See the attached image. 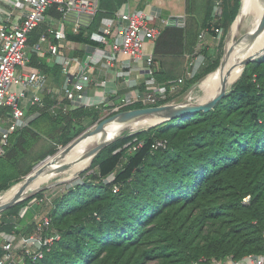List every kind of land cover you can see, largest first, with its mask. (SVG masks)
Wrapping results in <instances>:
<instances>
[{
  "label": "trees",
  "instance_id": "1",
  "mask_svg": "<svg viewBox=\"0 0 264 264\" xmlns=\"http://www.w3.org/2000/svg\"><path fill=\"white\" fill-rule=\"evenodd\" d=\"M210 2L202 28L213 19L214 2ZM230 2L223 0V12L215 26L225 27L236 19L242 0ZM49 12L57 18L63 16L55 6L46 14ZM98 15L97 12L92 23L77 32L68 23L67 38L80 44H96L91 35ZM47 25L43 21L29 33L30 46L39 40ZM211 31L216 33L215 29ZM183 50V28H164L157 37L156 54L178 55ZM30 63L51 77L60 70L57 64L47 63L32 51ZM213 63L212 66L208 61L195 77L220 65L221 58ZM155 75L160 82L169 83L163 71L155 70ZM191 81L186 83V90L197 82ZM203 99L195 96L192 101ZM51 103L48 97L44 106L30 105L28 112L50 115L61 145L82 135L91 124H107L145 107L139 102L124 104L100 119L103 107L71 106L67 112L52 114ZM27 129L28 126L11 134L6 153L0 155V165L5 161L12 166L22 164L21 157L28 152L24 150ZM134 136L144 143L129 153L125 143ZM157 138L167 139L168 146L153 149L152 142ZM6 169L9 167L0 169L3 178L9 173ZM11 177L0 179V193L11 186ZM79 178L47 206L51 226L46 234L56 230L60 238L45 250L43 257H26L25 264H194L202 257L241 258L261 252L264 53L244 66L237 81L211 109L165 119L135 132L124 131L94 157ZM44 191L45 188L36 195ZM248 195L249 201L244 202ZM30 200L31 197L24 198L4 209L3 227L9 221L12 226L16 216L24 220L20 210ZM35 222L26 227L27 232L33 230Z\"/></svg>",
  "mask_w": 264,
  "mask_h": 264
},
{
  "label": "built area",
  "instance_id": "2",
  "mask_svg": "<svg viewBox=\"0 0 264 264\" xmlns=\"http://www.w3.org/2000/svg\"><path fill=\"white\" fill-rule=\"evenodd\" d=\"M12 10L0 22V155L6 153L12 133L29 126L35 114H29L30 105L44 106L46 99L52 100L50 112H67L71 106L84 108L103 107L115 110L124 104L142 103L144 106H157L173 102L189 80H192L199 66L190 62L183 76L175 82H160L155 75L154 55L145 53L147 42L157 39L162 29L153 22V15L143 9L117 11L113 17H105L99 32L91 38L96 44L83 43L80 47L91 51V57L82 67V56L73 53L79 48L74 40L66 35V14L80 15L73 22L74 31L81 26H89L100 6V0H9ZM55 6L63 16L56 23H49L39 40L30 46L29 33L45 20L47 10ZM223 12V0H214L213 19L210 25L201 28L196 52H199L206 36L215 29L216 35L223 34V27L215 26ZM17 18V19H16ZM162 22L170 20L162 18ZM50 36L54 39L51 40ZM31 51L39 55L48 54L54 64L60 67L65 78L60 85L51 84L47 72L30 67ZM144 61L142 65L140 62ZM107 65L116 76L114 81L124 82L128 91L119 94L116 88H109L111 79L94 76L101 63ZM82 70L81 74L79 72ZM95 85L103 91L100 98L90 93ZM144 143L135 137L126 143L128 152H134ZM168 140L157 138L152 148H166ZM117 189V188H116ZM55 195L43 193L35 196L38 206L51 203ZM32 199V198H31ZM250 195L244 198L248 202ZM30 205V203H29ZM23 214V213H22ZM21 213L20 215L23 216ZM31 232L18 230L17 224L10 231L3 227V215L0 212V264H25L26 257L38 259L45 250L51 248L60 234L55 230L46 234L51 226V216L44 208L37 213ZM45 233V234H44ZM42 235V236H41ZM204 264H264V245L259 253H248L241 258L202 257ZM199 261L194 262L198 264Z\"/></svg>",
  "mask_w": 264,
  "mask_h": 264
},
{
  "label": "rangeland",
  "instance_id": "3",
  "mask_svg": "<svg viewBox=\"0 0 264 264\" xmlns=\"http://www.w3.org/2000/svg\"><path fill=\"white\" fill-rule=\"evenodd\" d=\"M230 1H231L230 3H232V0ZM242 2L244 3V0H242ZM243 3L240 4L239 11L241 10ZM239 11L236 16V19H238V16L240 14ZM236 19L232 23L230 22L225 27H223V34L220 37L215 35L212 39H210V42L208 45L211 47L205 53V57L203 59L201 67H199L200 68L199 70L207 66L208 61H211L212 66H213L214 64L213 62H215L218 57L221 58L220 65H216L214 67L211 66L209 69H206V71L202 73L200 78L194 77L192 81L193 82L197 81V82H195L194 85L190 89L186 90L185 89L186 84H185L181 92L173 98L174 99L173 102H179V103L194 102L192 100L195 96H199L201 98L204 97V99L201 101H205L210 97V95L213 93L217 85V77L215 75H217V73L219 72L221 67H223V65L224 66L228 65L229 58L234 51L233 47L238 41H241L245 36H247L246 34L249 33L248 31H250L251 25L253 23V10L249 9L247 14L244 16V19H242L241 23L237 26L238 29L236 30L235 33H233L234 25L237 22ZM232 38L234 41L232 40ZM253 52H254V49L252 48L249 49L247 46H244L243 53H242L243 55L240 58V60H242L243 58H246L248 55L252 54ZM240 75L237 78L233 79L231 81V84L228 85L226 89L229 86H231L235 81H237ZM111 111H112L111 108H106L105 110L102 111L99 118L100 119L103 118ZM157 118L158 119L161 118V119L158 120ZM170 118H173V117H169L165 115L158 116L156 118H153L150 123H144L142 125H139V127L132 129V131L133 132L138 131L140 130V127L152 125L157 122L163 121L165 119H170ZM35 119H37V121L35 124H33L32 121ZM104 128H105V125H101L100 122H96L94 124L89 125L82 135L78 136L77 138L72 140L67 145H61L60 143L59 144L57 143V136L55 135L56 129L52 127V121H51L50 115H42V116L33 118L30 121L28 129L26 131V141L24 144L25 146L24 150L28 152L25 153L23 157H21L22 164H16L12 166L8 162L5 161L1 163L0 165V169L9 167V169H6V170H9V173L6 176H9V175L12 176L11 186L4 192L0 193V201L3 200L6 196H8L10 193H12L17 187L19 189L20 188L19 186H21L22 182L26 180L30 174L36 172L39 168L44 166L49 161L55 162L57 164L63 162L60 157H62V155H65V154L67 155V153H69L68 151L71 150L75 144L88 138V136L90 137L92 135H95V133L97 134V132L99 131L102 132ZM135 137L137 136H134L131 140L127 141L126 143L134 140ZM19 156H20V153L16 157H14L12 161H14ZM91 164L92 163H90L85 169L89 168ZM78 171L79 173H77ZM82 171L83 170H75L71 167L58 170L57 173L53 174L48 180L42 183V185H46L44 192L47 193L48 195L54 194L55 196L57 194L58 195L61 194L62 192L66 190V188H68V185L75 184L77 179H80L79 174ZM6 176L4 178L0 176V179L3 180L6 178ZM47 206L48 205L41 207V210H43L44 208L48 210ZM15 218H16L15 221L12 222V226L10 225L11 222L9 221L4 224V228L12 229L14 225L17 224L19 228L18 230L20 231L25 230V232H27L26 227L29 226L31 222H34L33 218L27 219V220L26 218L24 220H21L22 218L19 216H16ZM153 263H155V261H151V264Z\"/></svg>",
  "mask_w": 264,
  "mask_h": 264
},
{
  "label": "crops",
  "instance_id": "4",
  "mask_svg": "<svg viewBox=\"0 0 264 264\" xmlns=\"http://www.w3.org/2000/svg\"><path fill=\"white\" fill-rule=\"evenodd\" d=\"M210 1L214 0H100V6L98 10V17L95 19L93 30L94 32H99L105 17H113L117 11H134L138 9H143L146 12L153 15V22L161 26L163 30L167 26H179L183 28V45L184 50L182 54H156L157 39L149 41L145 45V53L154 55V68L155 70L163 71L165 76H167V82H175L179 77L183 76L186 66L192 62L195 66L201 67L205 53L211 46H209L210 39H212L216 34L209 33L205 40L202 49L196 52V46L199 41V32L202 28V23L204 21L208 6H210ZM12 10L9 0H0V22H2ZM80 15L76 13H68L63 18L66 23L73 24L77 17ZM162 18H167L170 20L169 23L162 22ZM17 19V18H16ZM61 18L55 17L52 13H47L45 17V22L47 24L56 23ZM76 50L73 51L75 54L84 56L85 50L80 47V43H77ZM82 52V53H79ZM39 55V54H38ZM49 64L55 65L48 54L39 55ZM142 65L144 61L140 62ZM30 67L35 69H40V67L30 63ZM51 84L58 86L64 80L65 76L59 70L57 73L52 75V77L47 73ZM97 79L107 77L111 79L109 83V88H116L119 94H124L128 91L124 82L119 80V83L114 81L116 78L112 70L107 69V65L103 62L99 65L94 75ZM188 82V81H187ZM186 82V83H187ZM185 83V84H186ZM90 93L95 98H100L103 95V91L93 85L90 88ZM40 114L35 113L33 118L38 117ZM41 210V206H38L36 214H31V210L27 209L23 212V217L27 219H37V213ZM5 229V228H4ZM10 231L11 229H5Z\"/></svg>",
  "mask_w": 264,
  "mask_h": 264
},
{
  "label": "water",
  "instance_id": "5",
  "mask_svg": "<svg viewBox=\"0 0 264 264\" xmlns=\"http://www.w3.org/2000/svg\"><path fill=\"white\" fill-rule=\"evenodd\" d=\"M242 4V3H241ZM261 19V29L264 31V0H262V10L260 14ZM264 53V47L260 51L253 52L252 54L248 55L246 58H243L242 60H239L235 63L230 64L226 71L223 74V84L213 96L208 98L205 101L202 102H171V103H165L157 106H145L144 108L140 110H136L130 113H126L114 120H112L113 123L110 124L107 123H100L101 125H105L104 132L102 136L93 144L90 146H87L84 151L75 159L71 161H64L58 164V170L68 168L72 166L74 163L79 162L85 158L91 157V163L93 161V158L106 146H108L110 143L114 142L119 136L122 135L124 131L132 130L133 125H136L142 121L145 120H152L153 118H156L158 116L166 115L169 117H178L183 114L192 113V112H198L201 110H209L211 109L225 94L226 92V81L229 77V75L232 73L234 68L236 66H241L242 69L244 66L251 60L257 58L261 54ZM92 52L86 51L83 58H82V67H85L87 63L90 60ZM82 70L79 72L81 74ZM109 124V125H108ZM108 125V126H107ZM112 127H115L112 132H110V129ZM107 129V130H106ZM87 167V166H86ZM86 167L82 168L81 170H84ZM42 171V168H40L38 171L30 174L26 180H24L17 191L16 195L9 200L0 201V212L4 209L12 206L13 204L23 200L24 198L31 197L30 205L29 203L25 206H23L20 210V213L22 214L27 209H30L33 212H36L38 208V202L35 201L36 194L43 190L46 185H40L34 189L28 190L31 182L39 175V173ZM79 173V171L77 172Z\"/></svg>",
  "mask_w": 264,
  "mask_h": 264
},
{
  "label": "bare ground",
  "instance_id": "6",
  "mask_svg": "<svg viewBox=\"0 0 264 264\" xmlns=\"http://www.w3.org/2000/svg\"><path fill=\"white\" fill-rule=\"evenodd\" d=\"M249 9L253 10V23L251 25L250 31H248L249 33L246 34L247 36H245L241 41H238L235 44V46L233 47L234 51L229 58L228 65H225V66L223 65V67H221V69L219 70L217 75H215L217 77V85H216L213 93L210 95V97L213 96L218 90H220V88L223 84V74L226 71V68L230 64L235 63V62L240 60V58L243 55L242 53H243V47L244 46H247L249 49L250 48L254 49V52H256V51L258 52L264 47V31H262V29H261V19H260V14H261V10H262V0H244L242 8L239 11L240 14L238 16V19H236L237 22L234 25L233 33L236 32V30L238 29L237 26L241 23L242 19H244V16L247 14ZM247 18H248V16H247ZM232 40H233V38H232ZM241 71H242L241 66H236L234 68V70L229 75V77L226 81V87L231 84V81L233 79L237 78L240 75ZM159 119H161V118H159ZM150 122H151V120L142 121L136 125H133V129L139 127V125H142L144 123H150ZM111 123H113V122L111 121L110 124ZM114 129H116V128L112 127L110 129V132H112ZM103 132L104 131H102V132L99 131V132H97V134L95 133V135H92L90 137L88 136V138H86V139L80 141L79 143L75 144L72 147V149L68 151L69 153L66 152L67 155L65 154V155H62V157H60V156L59 157L61 158V160L63 162L64 161H71V160L75 159L84 151V149L87 146H90L91 144L95 143L102 136ZM91 160H92V158L88 157V158H85L79 162L74 163L70 167L75 169V170H81L82 168L88 166L91 163ZM57 166H58V164L55 162H52V161H49L44 166H42L41 167L42 171L34 179L35 181L34 180H33L34 182L32 181V183L29 186V190L34 189V188L42 185V183L45 182L46 180H48L53 174L57 173V171H58ZM18 190L19 189L17 187L12 193H10L8 196H6L2 201L12 199L16 195Z\"/></svg>",
  "mask_w": 264,
  "mask_h": 264
}]
</instances>
